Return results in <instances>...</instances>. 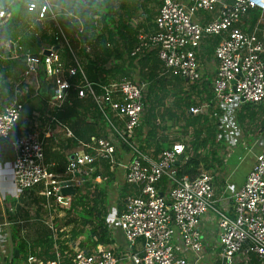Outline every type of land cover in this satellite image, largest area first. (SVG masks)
Returning a JSON list of instances; mask_svg holds the SVG:
<instances>
[{"label":"built area","instance_id":"built-area-1","mask_svg":"<svg viewBox=\"0 0 264 264\" xmlns=\"http://www.w3.org/2000/svg\"><path fill=\"white\" fill-rule=\"evenodd\" d=\"M27 11H35L36 19L49 18L54 27V37L60 44L69 47L60 21L56 18L48 0H28ZM258 9L252 26L244 30L238 25L248 10ZM211 14L208 21L200 24L192 19L195 11ZM264 0H160L154 17V30L139 33L136 45L130 50L133 55L142 49L154 48L164 71L178 75L189 82H197L201 72L195 57L203 37L219 35L213 48L214 74L210 90L219 113L216 117L228 148L238 143V129L234 113L241 103L264 102ZM8 16L0 5V21ZM70 48V47H69ZM48 53L21 54V75L29 76L42 70L50 79L51 91L46 99L44 124H34L20 131L9 144L12 149L11 184L17 192L39 187L47 209H65L71 195L62 194L61 186L81 185L85 180L99 181L105 176L90 177L96 159L116 163L122 170L125 182L137 187V193L124 195L120 210L111 206L107 210L106 222L110 229L118 228L126 240V256L132 264H240L249 254L264 260V137L249 140L246 150L252 161L243 182L231 190V211L218 206L212 197V182L209 171L199 169L194 175L177 174L174 161L183 156L186 143L174 141L152 156L142 150L133 138V129L140 121L143 108L144 81L126 77L89 81L82 70L81 62L72 53V63L66 67L58 53L50 46ZM87 49V47H85ZM80 76L72 84L67 75ZM97 87L98 92L95 91ZM74 89L78 97L89 96L94 101L106 125L104 136H90L81 142V148L67 158L64 169L57 175L44 162V139L51 134V125L63 127L53 114L60 108ZM22 110L21 102L14 96L0 107V138H9ZM45 110V109H43ZM191 113L198 107L190 106ZM43 117V114L34 113ZM121 119L116 125L113 118ZM38 125V126H37ZM66 128V127H65ZM66 134L71 135L66 128ZM115 151L123 153L124 160L116 161ZM164 188L160 189V180ZM211 216L216 227L218 251L212 260L202 256L200 218ZM54 230L49 219L45 222ZM0 221V242L7 237ZM69 264H116L111 248L96 245L89 253L78 246L72 247ZM181 252L176 256L175 250ZM62 254L42 259L26 253L23 264H63Z\"/></svg>","mask_w":264,"mask_h":264},{"label":"trees","instance_id":"trees-1","mask_svg":"<svg viewBox=\"0 0 264 264\" xmlns=\"http://www.w3.org/2000/svg\"><path fill=\"white\" fill-rule=\"evenodd\" d=\"M129 4V0H123L120 9L127 8ZM112 9V0H85V2H76L74 6L70 7L71 12L79 15L76 14L79 21L74 17L67 16L74 27H67L63 23H61V27L64 34H68L70 31L77 33V38L74 39L77 44L75 53L69 48L70 46L67 49L66 45L60 44L55 39L53 31L47 33L44 31L45 29L40 28L38 38L51 47L57 45L55 50L64 67L73 62L72 53L76 55L78 60L82 61L83 73L89 81L99 79L104 81L107 78L118 79L121 77L134 81L143 80L145 82V88L142 92L143 108L140 121L133 129V135L137 137L139 147L144 150L152 146L151 153L152 156H155L162 148L172 143V141H168L164 133H158L156 120L159 119L164 122L166 117L172 120L181 119V130L188 135L189 139L186 142L183 156L174 165L176 173H186L192 176L200 167L206 170H217L223 165L220 154L217 152V147L223 142L221 126L216 117L219 110L215 106L212 110L216 112L214 115H208L200 109L196 113H191L188 110L190 106L199 105L203 95V100L207 103L206 109L211 108L213 101L208 88L210 87L209 79L201 80L198 83L189 82L178 75L161 72V62L156 56L154 48L142 49L143 51L130 55L129 51L137 41L136 27L128 23L127 16L124 14L125 11L117 13L113 12ZM147 13L151 15V11ZM255 14L256 12L252 13V15ZM94 15H97L96 18ZM59 20L62 22V19ZM79 26L81 27L80 30H78ZM217 39V37H213L210 44H216ZM82 41L87 42L90 46L85 49L80 45ZM35 50L33 54H38L37 47ZM106 62H109L107 66L104 64ZM133 73L137 75V79H134ZM78 74H65L64 76L74 84L78 82L80 77ZM94 89L98 91L96 86ZM193 92L196 94L195 98H193ZM167 97H171L169 103L173 107L169 108L170 105L162 106L163 100ZM263 110L264 107L259 104L241 103L236 114L237 121L240 125L251 124L252 122L253 126L255 124L259 128L258 130H261L264 128V119L260 118L256 121L255 118L262 114ZM53 114L72 133V137L64 139L66 144L64 148L67 145L74 147L77 140L88 141L90 136L100 137L107 133L101 114L91 99L88 96L78 97L74 89H69L66 99L59 109L53 111ZM212 118L215 119L213 124L210 122ZM187 131L189 132L187 133ZM54 141H56L55 135H50L44 139L43 158L46 163L53 161V164L48 163L51 171L61 173L66 164V158L70 154H63L58 141L52 145ZM96 174H106L107 178L98 182H92V179H88L81 185H77L74 194L71 196L69 206L61 209L62 215L54 219L57 228L68 226V240L78 234L84 235V238L78 241V245L86 253H89L97 244L107 245L112 240L106 222L107 210L110 207L108 191L111 186L112 173L107 170V165H103L101 169L93 170L90 177L92 178ZM164 181L163 178L160 180V189L164 188ZM120 189L117 199L123 198V193L127 189L126 184L124 183ZM38 190L39 187H36L33 192L35 191L37 194ZM37 200L42 201L43 198L35 197L36 203ZM117 207L120 210V204H117ZM39 209L40 205L38 204L35 211ZM23 214L27 216V211L24 210ZM13 215L15 214L13 213ZM9 230L12 247L16 249L18 256L24 258L29 251L43 259L53 257V238L42 224H35L34 236L30 239L19 234L17 225L9 227ZM62 233L63 231H58L57 235ZM55 242L62 254V263L69 264V256L63 252L69 254L72 250L58 238ZM12 258L14 257H11L10 261Z\"/></svg>","mask_w":264,"mask_h":264},{"label":"crops","instance_id":"crops-1","mask_svg":"<svg viewBox=\"0 0 264 264\" xmlns=\"http://www.w3.org/2000/svg\"><path fill=\"white\" fill-rule=\"evenodd\" d=\"M27 1L28 0H0V5L5 7L6 11L8 12V16L4 20L0 21V107H3L6 104H8L11 98H14V96L22 104V110L20 112L17 122L15 123L10 133V137L0 138V221H7L8 223L7 228L4 227L3 229L6 237H7L6 230L9 229V227L15 225L18 226L19 234L24 236L21 233L22 231L21 222L23 221V219L20 218V214L23 213L24 210L27 211V214H30V210L28 209H33L34 215H37L39 210L35 211V208L36 205L39 204L40 208L43 209L45 212V218L40 219L43 222L40 220L39 222L43 225L44 229H46V231L49 232V234L53 238V252L55 250H58L55 242L56 238H58L59 241L62 240L63 242H65L68 248H70L71 250L73 249L72 247L74 246H78L82 248L81 246L78 245V241L84 238L83 234H78L71 240H68L67 239L68 226L57 228V223L55 224L54 219L62 215L61 209L58 208H55L53 210L47 209V206L45 207L43 205L44 197L42 194L38 192L36 194L35 191L33 192V189L19 190L16 192L13 189V186L11 185L10 177H11V169H12V149L9 144V141L20 131L29 129L34 124L40 125V123L41 124L42 123L44 124V122L46 123L47 121L46 120L47 118L45 117L46 99L48 97L49 92L51 91V86H52L50 79L46 78L43 75L41 69H39L37 73L34 75L33 74L29 76L21 75L23 69V61L20 57L22 53L27 51L33 54L35 53L36 51L35 49L37 47L38 48L37 53L40 54L43 53L44 49L50 47L46 42L38 38L39 29L43 28L45 29L44 31L47 33L49 31L50 32L54 31L53 23L49 18L37 20L35 11L26 10L25 4ZM35 1L38 2V0ZM48 1L51 3L53 11L56 13L57 20L60 21L59 19H62V22L60 21V23H63V19H67L69 25H66L64 23L63 24L70 28H73L74 25L67 18V16H70L72 18L74 17L79 21L78 19L79 15L76 13L78 15L77 16L74 12H71L69 10L70 7L74 6L76 2H85V0H48ZM222 1H224L225 3H230L232 0H222ZM112 3H113L112 11L117 13H121V12L123 13L125 11L124 14L127 16L126 18L128 19L127 20L128 23L131 26L136 27V39L139 33H149L154 30L155 28L154 17L157 13L160 0H129L130 3L129 6L127 8H121V9H120V4L121 5L123 4V0H112ZM148 11H151V15L147 13ZM253 11L256 12L255 15H252V13H254ZM211 14L213 13L198 10L194 12L192 19H194L197 23L202 24L210 19ZM257 14H258V9L248 10L247 13L241 17L238 25H240L242 29L248 30L255 21ZM94 16L96 18L97 15ZM263 19H264V12H263ZM80 28L81 27L79 26L78 30H80ZM213 37L218 38L216 41L217 43L220 38L219 35H208L206 37H203L195 53V57L201 72V78L199 81H197V83L205 79H209V83H210L211 78L214 74L216 62L213 57V48L215 44L214 43L210 44V42H212ZM81 46L85 48L90 45L87 42L82 41ZM132 48L130 50H132ZM161 72H166L164 71L163 67L161 69ZM132 75L135 76L134 79L138 78L136 77L137 75L135 73H133ZM208 88L209 91L211 92L210 87ZM195 97L196 94L193 92V98ZM201 99L202 101L199 105H193V106H199L198 109H200V111L206 112L208 115L216 114L215 111H212L213 108L215 107L213 99H212L213 103L211 105V108L209 107L210 109H206L207 103L205 100H203L204 95L203 97H201ZM91 101L96 107L94 101L92 99ZM258 104L264 107V102ZM238 110L239 108L236 109L234 113V118H235V123L238 129L240 130L241 134L238 143L235 144L233 147H231L230 151H233L238 146V148L240 149L239 153L237 151V154H235L234 157L222 160L223 165L220 168L218 167L219 169H223V171L221 172L222 173L221 178L219 176L218 177L211 176L212 189H213L212 197L215 199V203L218 206L228 210L229 212L231 211V201L229 196L231 190L236 188L238 185H240L243 182L246 171L248 170V167L250 166L252 161V156L246 150L245 147L248 144L249 140L252 139L253 137L255 136L264 137V128L258 130L259 129L258 126H255V124L253 126L252 122L251 124L244 123L242 125L238 123L236 118V114ZM35 112H38L39 114L44 113L43 117L36 116L34 114ZM257 116L258 117L255 118L256 121H258L260 118L264 119V110L262 114H259ZM113 119L116 125L120 126L122 124L121 119H117V118H113ZM166 119H170V118L166 117L165 121ZM156 121L158 122L161 120L158 119ZM171 121L175 122L176 125L178 126L177 128H179L180 130V133L179 132L177 133L178 136L180 137L181 135L184 136L182 137L183 139L186 137V142H187L189 139L188 135L184 134L183 131L181 130L182 120L171 119ZM62 125L63 127L57 124L51 125V129H50L51 134L56 136V141L52 142V145H54L58 141L59 145L61 146L60 149L63 152V154L65 155L66 153L71 154L73 151L80 149L81 148L80 144L81 142L84 141L77 140V144L74 147L67 145L64 148V146L66 145L64 139L72 137V133L70 131L71 135H67L66 134L67 126H65L64 124ZM158 127L162 129L164 127V122L161 121V124L158 123ZM105 129H106V125H105ZM188 132L189 131H187V133ZM158 133H162V131H159ZM133 138L135 140L134 135ZM182 138H178L175 135L172 142L174 141L183 142ZM224 139L225 138L222 136V141H225ZM136 142L138 143V141ZM225 145L227 147L226 143ZM151 150H152V146L144 149V151L152 155ZM220 158L222 159V157ZM115 159L116 161L118 160L123 161L124 160L123 153H120L119 151H115ZM48 163L53 164V161L47 162V165L49 166ZM103 165L105 166L107 165V170L111 171L112 173L110 178L111 185L117 182L119 177L122 182L120 188L124 183L126 184L127 187L126 191L123 193L124 195L128 193L138 192V189L135 185L124 181L122 176V170L120 169V167H118V165H116V163L109 165L106 160L96 159L93 163V170L95 169L99 170L102 168ZM199 169H204V168L200 167ZM211 170H207V171H211ZM55 173L57 175L61 174L60 172H55ZM100 176H105V178L101 180H105L107 178L106 174ZM92 182H98V181L92 180ZM76 186H74V189L76 188ZM120 188L118 192L121 190ZM73 194H71V196ZM39 196L42 197L43 200L38 201V204L36 203L34 204L33 203L34 198ZM119 199H121V201H119ZM119 199H117L115 203H113V205L111 206H114L116 207V209H118L117 204H120V206L122 207L123 198H119ZM13 213L15 215H13ZM49 216L54 230H50L47 224L45 223L47 219H49ZM199 227L201 231L202 256L205 261H210L212 260V258L215 257L216 252L218 251V246L216 245V227L213 218L210 215L208 217L205 216L201 217L199 222ZM108 229L110 230V237L112 240L109 244L102 246L111 248L117 259L116 264H132L131 261L126 256L127 253L126 240L124 238L122 231L118 228L110 229L108 227ZM58 231H63V233L57 235ZM33 236L34 233L32 234V237ZM0 253L2 257L4 258L8 257L9 260L11 257H14L12 255L9 258L7 239L5 242L2 243L0 242ZM27 253H31V252L28 251ZM175 254L176 256H181V252L178 249L175 250ZM17 257L23 259V257L18 256V254ZM20 263L21 261L18 262L17 264ZM240 264H264V260L263 261L257 260L254 254H249L247 261L245 263L242 262Z\"/></svg>","mask_w":264,"mask_h":264},{"label":"rangeland","instance_id":"rangeland-1","mask_svg":"<svg viewBox=\"0 0 264 264\" xmlns=\"http://www.w3.org/2000/svg\"><path fill=\"white\" fill-rule=\"evenodd\" d=\"M131 22H133V21H131ZM65 36H66V39L68 41V44H69L70 48L75 53L77 44L74 42V39L77 38V33L75 31H70L68 34H65ZM61 44H63V43H61ZM80 45H81V42H80ZM108 63L109 62H106L104 64L107 66ZM170 100H171V97L165 98L163 100V105L162 106L167 107L168 105H170V103H169ZM170 107H173V106L170 105L169 108ZM197 111H199V110H197ZM196 112H193V113H196ZM214 121H215V119L212 118L210 120L211 124H213ZM158 123L161 124V121H158ZM177 127L178 126L176 125V123L173 122V121H171V119H166V121L164 120V129H161L160 127H157V131L158 132L159 131H162V133H164L167 136L168 141H173L175 135L178 138L184 137L182 135H181V137L178 136L177 133L178 132L180 133V130ZM135 141H138L137 137H135ZM182 141L183 142H186V137L184 139L182 138ZM239 150L240 149L237 146L233 151H230V148L226 147L224 141L222 142V144L220 146L217 147V152H218V154H220V157H222V160L223 159H227V158L234 157V155L237 154V151L239 153ZM204 170H206V169H204ZM222 171H223V169L217 168V170L216 169H213V170H211L209 172H210L211 176H213V177L214 176L215 177H218L219 176L221 178V175H222L221 172ZM225 171H226V169H225ZM225 171H224V173H225ZM116 179H117V177H116ZM121 183L122 182H121L120 178L118 177L117 182H115L113 185L110 186L109 191H108V198H109L108 199V201H109L108 204L109 205H113V203H115V201L117 200V193H118V190L120 188ZM37 201H40V200H37ZM119 201H121V199H119ZM33 203L35 204L36 201H33ZM36 204H38V202ZM28 210H30V214H27V216H25L23 213L20 214V218L23 219V221L21 222V228H22L21 233L25 237H27L28 239H30V238H32L33 229L35 228V224L38 223V224L41 225V223L39 222V220L45 218V212H44L43 209L40 208L39 211H38V214L37 215H34L33 209H28ZM40 221H42V220H40ZM20 261H21L20 264H23V259L22 258L14 257L10 261L8 259V257H5V258L2 257L1 256V253H0V264H17Z\"/></svg>","mask_w":264,"mask_h":264},{"label":"water","instance_id":"water-1","mask_svg":"<svg viewBox=\"0 0 264 264\" xmlns=\"http://www.w3.org/2000/svg\"><path fill=\"white\" fill-rule=\"evenodd\" d=\"M63 23L66 25H69L67 19H63ZM56 46L52 47V49H55ZM49 50L48 49H44L43 53L46 54L48 53ZM181 159V156H178L177 159L174 161V163L176 164L179 160ZM74 187L72 186H61L60 187V192L64 195L66 194H73L74 193ZM6 234H7V242H8V250H9V258L13 255L14 257H17V251L16 249H12V241H11V236H10V232L9 229L6 230Z\"/></svg>","mask_w":264,"mask_h":264}]
</instances>
